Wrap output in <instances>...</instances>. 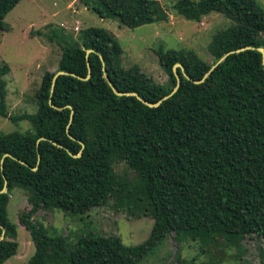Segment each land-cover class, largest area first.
<instances>
[{"label":"trees","instance_id":"1","mask_svg":"<svg viewBox=\"0 0 264 264\" xmlns=\"http://www.w3.org/2000/svg\"><path fill=\"white\" fill-rule=\"evenodd\" d=\"M19 1L0 0V32L7 30L3 18ZM83 1L99 18L128 29L167 20L155 0ZM172 8L188 21L216 13L230 24L211 35L210 63L192 50L157 48L164 84L137 64L123 68L117 40L98 27L82 30L80 45L60 46L55 71L42 74L31 114H6L8 67L0 65V117L29 124L27 132L0 134V189L5 179L0 264L17 250L15 225L7 216L14 189L23 191L29 204L18 215L33 246L27 264H138L169 234L176 242L193 241L223 255L240 249L244 237L264 238V72L256 51L264 50V9L255 0H177ZM240 47L250 49L227 55L202 82L183 77L200 80L222 55ZM88 49L89 78L81 81ZM174 64L182 67L176 68L178 87L156 107L114 95L104 79L119 92L154 103L174 88ZM57 71L65 74L51 88ZM117 163L134 173L133 182L114 174ZM111 197L117 207L135 204L152 218L140 244L125 246L115 236L87 233L69 246L65 236L32 220L40 209L84 214Z\"/></svg>","mask_w":264,"mask_h":264},{"label":"rangeland","instance_id":"2","mask_svg":"<svg viewBox=\"0 0 264 264\" xmlns=\"http://www.w3.org/2000/svg\"><path fill=\"white\" fill-rule=\"evenodd\" d=\"M155 1L167 20L128 29L119 26L114 19L99 18L83 0H20L3 18L7 30L0 32V65L8 67L3 77L6 114L35 111L34 94L43 72L55 71L60 46L80 45L81 31L88 27L104 28L115 37L122 50L120 61L123 68L137 64L159 84L166 83V75L154 53L159 47L163 50H192L201 60L210 63L212 58L206 45L211 35L227 27L230 21L216 13L202 17L199 22L188 21L174 12L172 7L177 0ZM255 1L264 9V0ZM27 131V121L10 122L0 117V134ZM112 170L128 183L135 179L134 173L123 163L112 164ZM28 208L23 191L14 189L9 193L7 216L15 225L17 250L2 264H27L33 254L27 232L18 223V215ZM32 220L65 236L69 246L87 233L115 236L123 245L135 246L147 238L153 222L135 204L124 203L117 207L115 197L84 214L40 209ZM260 251L264 256V238L244 237L240 249L229 250L223 255L213 248L201 250L193 241L176 242L169 234L138 264H261Z\"/></svg>","mask_w":264,"mask_h":264},{"label":"water","instance_id":"3","mask_svg":"<svg viewBox=\"0 0 264 264\" xmlns=\"http://www.w3.org/2000/svg\"><path fill=\"white\" fill-rule=\"evenodd\" d=\"M250 49V47H240L234 51H229L227 53H225L224 55H222L210 68L209 70L205 73V75L200 79V80H191L189 79V77L186 75V74H182L183 77L187 80H190L193 84H198L200 82H202V80L229 54H232V53H235V52H241V51H244V50H248ZM256 51L259 52L260 56H261V63H262V69H263V72H264V50L260 47L256 48ZM92 53V50H86L84 52V59H85V65H86V69H87V74L85 77H77V79L81 80V81H85L89 78V65H88V62H87V59H88V55ZM99 59L100 56H99ZM176 68H179L180 70H182V67L179 65V64H174L171 68V71H172V74H173V77H174V80H175V86L174 88L171 90V92L165 96H163L162 98H160L159 100H157L156 102L154 103H149V102H146L144 101L143 99H141L136 93L134 92H119L117 91L113 86L110 85V82L109 80L106 78V76L104 75V79L106 80V83L109 85L112 93L118 97H121V96H133L135 97L138 101H140L143 105L147 106V107H156L157 105H159L163 100H166L167 98H169L177 89L178 87V84H179V77L178 75L176 74ZM102 72L104 73V70L102 69ZM65 74L64 72L62 71H57L52 79H51V88L53 87V84H54V81L55 79L60 76V75H63ZM71 76H74L73 74H71ZM48 103V106L52 109H55L57 110L58 108L53 106L50 102V100L47 101ZM68 109H69V118H68V122H70V120L72 119V110L69 106H66ZM69 124V123H68ZM68 124L66 126V128L68 127ZM66 135L69 139L75 141V139L73 137H71L68 133H67V130H66ZM41 139H38L37 141H39ZM79 146H80V149L83 148V144L81 142H78ZM6 156V155H4ZM72 158H77L80 156V153H78L77 155H70ZM19 163H22L20 161H18ZM1 164L2 162L0 161V170H1ZM35 168H31V171H34ZM5 191V179L3 178V187L0 189V194L3 193ZM0 230H1V235H0V241L3 239V233H4V230L3 228L0 226Z\"/></svg>","mask_w":264,"mask_h":264}]
</instances>
